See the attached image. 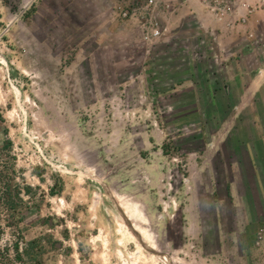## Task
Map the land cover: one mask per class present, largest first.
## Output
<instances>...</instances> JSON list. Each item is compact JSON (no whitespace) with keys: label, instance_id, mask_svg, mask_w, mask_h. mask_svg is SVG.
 I'll list each match as a JSON object with an SVG mask.
<instances>
[{"label":"rangeland","instance_id":"374dc122","mask_svg":"<svg viewBox=\"0 0 264 264\" xmlns=\"http://www.w3.org/2000/svg\"><path fill=\"white\" fill-rule=\"evenodd\" d=\"M5 167L0 264H264V0H0Z\"/></svg>","mask_w":264,"mask_h":264},{"label":"trees","instance_id":"16d2710c","mask_svg":"<svg viewBox=\"0 0 264 264\" xmlns=\"http://www.w3.org/2000/svg\"><path fill=\"white\" fill-rule=\"evenodd\" d=\"M10 142H6L3 149L8 150L10 148ZM10 170L8 167H5L0 170V216L3 213L6 214L7 217L16 220V216L18 214L19 208L22 204V199L20 195L21 189L17 183L13 182V178L9 179L8 175H10ZM29 188H26V193H28ZM2 233V226H0V235ZM29 245V243H28ZM17 247V246H16ZM24 252V251H23ZM21 252L16 248L17 260H23L22 256L19 255ZM29 250L27 253L28 254ZM3 260H6L3 258Z\"/></svg>","mask_w":264,"mask_h":264},{"label":"bare ground","instance_id":"6f19581e","mask_svg":"<svg viewBox=\"0 0 264 264\" xmlns=\"http://www.w3.org/2000/svg\"><path fill=\"white\" fill-rule=\"evenodd\" d=\"M158 34H160V33L158 32ZM134 222H135V220H134Z\"/></svg>","mask_w":264,"mask_h":264}]
</instances>
